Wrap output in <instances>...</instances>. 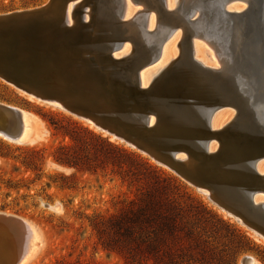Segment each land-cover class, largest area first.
I'll use <instances>...</instances> for the list:
<instances>
[{"label":"water","instance_id":"obj_1","mask_svg":"<svg viewBox=\"0 0 264 264\" xmlns=\"http://www.w3.org/2000/svg\"><path fill=\"white\" fill-rule=\"evenodd\" d=\"M112 1L121 7V11L124 10V0ZM161 1L165 7V0ZM257 1L258 8L252 18L248 13L238 15L224 9L226 15H232L240 25L244 24L242 35L238 34V39H235V46L241 53L251 46L264 54V0ZM68 2L47 0L35 7L0 13V78L42 102L56 104L109 137L113 136L148 155L197 190H208V198L213 203L233 214L237 221L264 239V202L256 204L253 201L254 194L263 186L259 185L261 174L256 169V162L264 155V147L248 157L249 167L243 168L242 175L222 173L217 165H213V160L219 157L218 151L208 150L209 141L217 135L210 128L209 117L214 105L206 119H189L182 115V119L191 121L202 131L204 142L201 146H194L198 151L193 152L183 133L172 132L169 128L165 131L160 125L159 120L168 105L156 98L153 87L140 86V69L155 57L144 56L140 61L131 58V67L128 65L125 72L121 71V66L114 67L120 61L113 56V51L121 44V20L114 22L112 19V23L118 25L115 33L119 39L108 42L101 54L93 46L91 38L84 44L75 36L66 39L65 33L71 30L66 17ZM80 10L81 7L75 16H81ZM184 46L193 52L191 35L186 36ZM97 61L110 69V78H116L112 86L106 85ZM261 97L264 98V87ZM177 110L182 114L180 108ZM24 112L30 111L0 102V132L6 136L5 139L18 140L24 127ZM151 115L156 118L152 124ZM182 152L189 158L193 155L200 157L188 164L187 160L177 156ZM2 218L9 223L19 220L0 215V221ZM7 234V228L0 226V235L8 239ZM9 255L3 256L0 264H15L10 262ZM254 261L249 254L240 260L241 264H254Z\"/></svg>","mask_w":264,"mask_h":264},{"label":"bare ground","instance_id":"obj_2","mask_svg":"<svg viewBox=\"0 0 264 264\" xmlns=\"http://www.w3.org/2000/svg\"><path fill=\"white\" fill-rule=\"evenodd\" d=\"M124 4L123 11L115 10L118 16L107 13L106 24L110 30L107 31L103 25L105 22L98 21L99 10L96 7V0H69L66 17L71 30L65 33L66 39L75 36L84 44L86 39L91 38L94 40L93 46L101 54L108 42L117 39L115 28L118 25L113 24L112 19L114 22L121 20L123 29L121 44L113 51V56L120 58V61L114 67L121 66V71L125 72L131 65V58L140 61L144 56L155 57L140 69L138 75L140 86L153 87L156 98L168 105V109L159 120L160 125L165 131L169 128L172 132L183 133L184 138L188 140V147L193 152L198 151L194 146H201L204 142L202 131L191 121L182 119V115L189 119H206L208 111L215 105L209 118L210 128L215 130L217 135L208 143V150L218 151L219 155L213 160V165H217L222 173L242 175L243 168L249 167L248 157L251 154L255 155L256 151L264 147V117L261 115V102H264V98L261 97L264 87V54L251 46L242 53L237 50L235 43L238 34L242 35L244 24L240 25L232 15H226L224 9L228 12H237L238 15L248 13L252 18L255 9L258 8V1L165 0L164 7L161 0H124ZM80 7L81 16H75L76 10ZM119 13L121 19L117 18L120 16ZM81 30L85 31V36ZM188 34L192 38L193 52H189L184 46ZM203 45L212 50L211 55L199 52L198 48ZM159 46L160 49L157 50ZM173 48L174 50L176 48L174 52ZM94 52L96 54L97 51ZM97 65L104 73L106 85L112 86L116 78L109 77L110 69L98 61ZM26 94L31 99L39 100L31 94ZM178 108L182 114H179ZM23 114L22 134L18 140L11 141L22 143L30 139L29 142H34L41 137L42 131L35 129L37 125L35 116L30 112ZM155 119V116L151 115L150 124L154 123ZM31 132L33 134L29 135ZM0 134L4 135L1 132ZM177 156L184 161L187 160L188 164L198 161L197 158L200 157L193 155L189 158L184 152ZM263 159L264 155L256 162V169L261 174L259 185H263L253 196L256 204L264 202ZM202 191L208 195V190ZM224 211L234 216L227 210ZM0 215L11 216L9 213L1 212ZM16 217L15 215L14 218ZM20 221L24 224L21 225ZM0 222V226H12L14 232L17 228L25 234V246L15 254H10L12 256L10 262L29 264L41 243L35 227L31 222H27V219L22 218L13 223L2 218ZM23 240H20L22 244ZM254 259V264H258L256 258Z\"/></svg>","mask_w":264,"mask_h":264},{"label":"rangeland","instance_id":"obj_3","mask_svg":"<svg viewBox=\"0 0 264 264\" xmlns=\"http://www.w3.org/2000/svg\"><path fill=\"white\" fill-rule=\"evenodd\" d=\"M46 1L0 0V13L35 7ZM135 6L139 5L135 4ZM96 7L100 14V16L98 14V21L105 22L103 25L107 28V31H110L106 24L107 13L109 15L114 13L118 16L116 12H120L121 7L115 6L112 0H96ZM119 15L117 18H122L121 13ZM81 31L85 36V31ZM206 47L207 45L200 46L198 48L199 52L203 55H209L211 49L208 47L206 49ZM175 50L173 48L172 51ZM0 102L19 106L30 111L36 117V131H42L38 140L29 142L30 139H27L22 143L9 141L0 134V212L9 213L14 217L16 215L18 219H27V222H31L32 224H30L35 227L41 243L29 264H55L62 258L70 261L82 260L105 264H122L120 256L102 249L90 223L95 215H111L130 199L135 198L139 193V186L138 184H131L127 180L124 181L120 175L111 170V165L103 171L91 172L78 170L56 162L55 151L57 147L71 142L70 136L65 133V128L72 126L69 124V119L75 120L108 137L112 142L139 154L164 175L176 178L189 196L216 211L223 219L245 232L259 246L258 250L262 248L264 250L263 238L257 236L243 223L237 221L234 216L227 214L213 203L206 192L197 190L175 172L158 164L148 155L128 146L121 140H117L112 136L109 137L107 133L97 130L85 120L62 110L54 104L29 98L26 93L2 78H0ZM225 109L231 110L229 108ZM50 118L55 120L57 125L51 124ZM56 126L64 127L57 128ZM31 134L33 132L29 133V135ZM30 147H36L42 151L43 161L39 165V170L27 169L22 164L24 150ZM133 168L146 171L140 164H135ZM64 182H67V184H64ZM6 227L8 239L0 236V259L7 254H15L25 246L26 242L25 234L22 231L16 228L14 232V227ZM20 240H23L24 243L22 244ZM247 254L256 258L258 264H264V253L256 249L255 252L240 255L238 264H241V258ZM10 257L12 256L9 255Z\"/></svg>","mask_w":264,"mask_h":264},{"label":"trees","instance_id":"obj_4","mask_svg":"<svg viewBox=\"0 0 264 264\" xmlns=\"http://www.w3.org/2000/svg\"><path fill=\"white\" fill-rule=\"evenodd\" d=\"M69 124L65 133L71 142L57 147L56 162L91 172L111 165L124 181L139 186L135 198L111 215H95L90 223L102 249L120 256L122 264H238L244 253H264L245 232L189 196L176 178L87 126L72 119ZM41 152L25 149L22 164L39 170ZM55 264L105 263L62 258Z\"/></svg>","mask_w":264,"mask_h":264}]
</instances>
